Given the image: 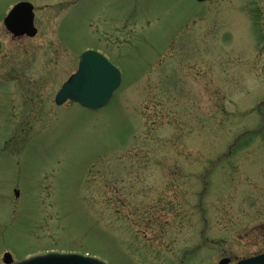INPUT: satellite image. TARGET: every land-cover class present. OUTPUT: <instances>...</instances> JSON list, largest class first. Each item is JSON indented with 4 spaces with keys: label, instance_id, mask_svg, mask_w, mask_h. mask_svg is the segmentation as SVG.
<instances>
[{
    "label": "rangeland",
    "instance_id": "rangeland-1",
    "mask_svg": "<svg viewBox=\"0 0 264 264\" xmlns=\"http://www.w3.org/2000/svg\"><path fill=\"white\" fill-rule=\"evenodd\" d=\"M19 2L32 38L3 26ZM84 51L121 85L102 109L58 107ZM47 252H264V0H0V264Z\"/></svg>",
    "mask_w": 264,
    "mask_h": 264
},
{
    "label": "water",
    "instance_id": "water-1",
    "mask_svg": "<svg viewBox=\"0 0 264 264\" xmlns=\"http://www.w3.org/2000/svg\"><path fill=\"white\" fill-rule=\"evenodd\" d=\"M198 3L210 0H196ZM33 7L28 3H19L13 7L4 20V26L14 36L32 38L36 35L33 25ZM121 84L119 70L102 55L86 51L79 58L78 69L61 87L55 97L57 106L73 102L88 110L104 108ZM3 264H104L103 262L74 254L38 255L14 263L6 253ZM229 259H222L218 264H229ZM236 264H264V254L241 260Z\"/></svg>",
    "mask_w": 264,
    "mask_h": 264
},
{
    "label": "flooded vegetation",
    "instance_id": "flooded-vegetation-1",
    "mask_svg": "<svg viewBox=\"0 0 264 264\" xmlns=\"http://www.w3.org/2000/svg\"><path fill=\"white\" fill-rule=\"evenodd\" d=\"M34 18H35V14H34ZM232 262V261H231Z\"/></svg>",
    "mask_w": 264,
    "mask_h": 264
}]
</instances>
